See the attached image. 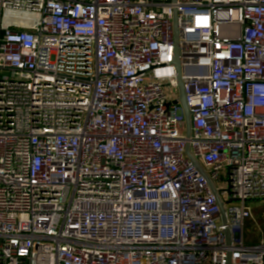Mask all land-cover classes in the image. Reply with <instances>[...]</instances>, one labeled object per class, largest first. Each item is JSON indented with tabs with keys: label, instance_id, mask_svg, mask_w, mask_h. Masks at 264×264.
I'll return each mask as SVG.
<instances>
[{
	"label": "built area",
	"instance_id": "2783aa9c",
	"mask_svg": "<svg viewBox=\"0 0 264 264\" xmlns=\"http://www.w3.org/2000/svg\"><path fill=\"white\" fill-rule=\"evenodd\" d=\"M260 199L264 0H0V264H264Z\"/></svg>",
	"mask_w": 264,
	"mask_h": 264
},
{
	"label": "water",
	"instance_id": "95a60500",
	"mask_svg": "<svg viewBox=\"0 0 264 264\" xmlns=\"http://www.w3.org/2000/svg\"><path fill=\"white\" fill-rule=\"evenodd\" d=\"M174 2H176V0H173ZM173 24H174V45H175V56H174V65L176 67L177 70V90H178V101L183 109V113L185 114V127H186V137L189 139L191 137V114L188 108V104H187V100H186V94H185V88H184V82H183V68H182V46H181V30L178 24V18H177V14L176 11L174 12V18H173ZM177 103V102H176ZM186 155L188 156V158L190 159V161L192 162V164L199 169V171L204 174L205 177L206 173L204 172L203 169H201V166L197 163V161L195 160V158L190 154V149L189 146H187L186 148ZM209 184L212 188V191L216 197L217 203H218V207L220 208V212L222 215V221L224 224L227 223V219H226V213H225V209H224V204L221 202L220 198L218 197V194L216 192V188H214L213 184L211 183L210 180ZM233 202V200L231 199L229 201ZM225 238H226V243H227V262L226 264H232L231 262V257H232V247H233V239H232V233L229 229L226 230L225 232Z\"/></svg>",
	"mask_w": 264,
	"mask_h": 264
},
{
	"label": "rangeland",
	"instance_id": "374dc122",
	"mask_svg": "<svg viewBox=\"0 0 264 264\" xmlns=\"http://www.w3.org/2000/svg\"><path fill=\"white\" fill-rule=\"evenodd\" d=\"M223 179L222 186L227 187ZM252 217L245 221L244 239L247 245H257L264 240V199L253 200L246 203Z\"/></svg>",
	"mask_w": 264,
	"mask_h": 264
}]
</instances>
